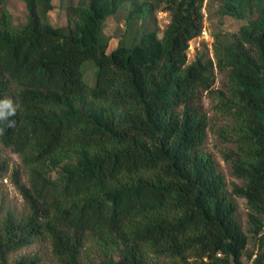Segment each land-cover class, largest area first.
Here are the masks:
<instances>
[{"label":"trees","instance_id":"trees-1","mask_svg":"<svg viewBox=\"0 0 264 264\" xmlns=\"http://www.w3.org/2000/svg\"><path fill=\"white\" fill-rule=\"evenodd\" d=\"M23 1L16 25L0 0V98L19 105L0 142L28 172V185H16L29 213L0 221V264L39 239L57 264H83L87 240L102 256L90 264H264V0H216L219 17L246 22L214 35L215 62L189 65L209 0H79L66 27L51 21L53 0ZM123 10L127 34L108 52L106 22ZM158 10L171 15L162 36ZM216 68L228 74L237 135L226 159L243 182L232 194L247 201L256 253L204 150L199 103ZM6 169L0 162V177Z\"/></svg>","mask_w":264,"mask_h":264},{"label":"rangeland","instance_id":"rangeland-1","mask_svg":"<svg viewBox=\"0 0 264 264\" xmlns=\"http://www.w3.org/2000/svg\"><path fill=\"white\" fill-rule=\"evenodd\" d=\"M78 2L79 0H53L54 8L49 14L52 23L57 26L66 27L68 25L66 14L67 6L69 4H77ZM217 4L218 2L216 0H209L204 5L205 29L203 31L206 34H201L190 42L187 51L188 65L194 62L196 57L200 55L211 58L215 62L214 35L223 33L231 37L238 33L241 26L246 22L228 16L223 18L219 17L217 14ZM5 7L11 14L14 24L21 25L26 22L28 12L23 0H5ZM126 16L127 11L123 10L109 18L106 22L104 32L110 38L108 52L114 50L120 40L126 36ZM156 19L157 24L155 28L159 36H162L171 23V15L164 10H158L156 12ZM141 24L139 22L137 27ZM215 78L216 82L212 88L213 91L210 93L204 92L199 103L208 118L207 139L204 150L215 158L218 169L225 178L227 191L230 197L237 203V218L243 230L250 237L247 253H256L259 248V243L258 239L251 237L249 233V207L247 201L245 198L232 194L233 187L235 185L242 186L243 182L233 174L232 161L226 159L230 152L237 150L235 121L228 109L224 106L229 97L227 71H221L216 68ZM0 162L5 163L7 167L4 175L0 177V221L8 213H13L17 218L21 219L27 216L29 211L23 196L17 188L16 180L18 179L23 185H28V172L23 165L21 156L10 148L5 147L1 142ZM15 174H18V178ZM23 258L36 259L37 264H57L53 256L51 243L48 239L35 240L29 246L11 253L9 255V264H14ZM101 258L102 256L96 251L92 241L87 240L81 257L82 263L90 264L91 262H98ZM151 261L153 264H171L168 261L164 262L153 257ZM243 262L246 264L247 260L244 258Z\"/></svg>","mask_w":264,"mask_h":264},{"label":"clouds","instance_id":"clouds-1","mask_svg":"<svg viewBox=\"0 0 264 264\" xmlns=\"http://www.w3.org/2000/svg\"><path fill=\"white\" fill-rule=\"evenodd\" d=\"M19 105L11 97L0 98V135H3L6 129L14 128Z\"/></svg>","mask_w":264,"mask_h":264},{"label":"built area","instance_id":"built-area-1","mask_svg":"<svg viewBox=\"0 0 264 264\" xmlns=\"http://www.w3.org/2000/svg\"><path fill=\"white\" fill-rule=\"evenodd\" d=\"M202 34H206V32H204V31H203V33H202ZM263 229H264V226H263Z\"/></svg>","mask_w":264,"mask_h":264}]
</instances>
